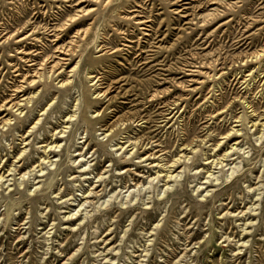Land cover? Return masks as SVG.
<instances>
[{
    "label": "rangeland",
    "instance_id": "rangeland-1",
    "mask_svg": "<svg viewBox=\"0 0 264 264\" xmlns=\"http://www.w3.org/2000/svg\"><path fill=\"white\" fill-rule=\"evenodd\" d=\"M0 264H264V0H0Z\"/></svg>",
    "mask_w": 264,
    "mask_h": 264
},
{
    "label": "bare ground",
    "instance_id": "bare-ground-1",
    "mask_svg": "<svg viewBox=\"0 0 264 264\" xmlns=\"http://www.w3.org/2000/svg\"><path fill=\"white\" fill-rule=\"evenodd\" d=\"M107 1V0H106ZM183 2V1H182ZM61 51V50H60ZM28 81H30V80H28ZM29 101V100H28ZM169 178H172V176H170ZM2 181V180H1ZM169 188V187H168Z\"/></svg>",
    "mask_w": 264,
    "mask_h": 264
}]
</instances>
